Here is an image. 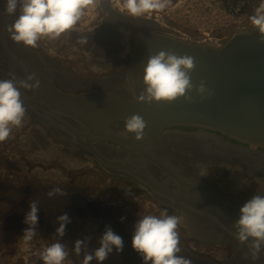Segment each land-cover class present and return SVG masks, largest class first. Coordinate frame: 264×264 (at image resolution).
<instances>
[{"label": "flooded vegetation", "instance_id": "obj_1", "mask_svg": "<svg viewBox=\"0 0 264 264\" xmlns=\"http://www.w3.org/2000/svg\"><path fill=\"white\" fill-rule=\"evenodd\" d=\"M5 3L6 0H0V79L19 81L32 75L33 80L28 82L39 81V84L32 89H20L26 108L23 126L14 127L10 137L0 143V210L5 205L6 211L18 204L29 207L31 200H35L40 209L47 211L49 224L55 225L56 217L68 211L58 196L49 198L47 192L60 187L67 197L78 199L74 191L68 193L69 187L73 186L99 199L88 200L89 204L102 203L104 212L114 213L121 225L119 235L125 241L132 239L134 225L139 218L147 214L159 215L166 209L169 215L181 218L179 246L188 249L189 254L218 264H250L251 250L243 253V247L234 245V242H239L236 237L231 236L233 242L226 238L220 242H209L199 235L204 232L203 236L209 235L203 225L207 219L212 222L213 212L219 213V203H215V198H220V192L240 202L248 201L255 194L264 195V179L258 180L261 175L247 176L245 182L230 178L229 170L210 166L201 150L187 148V153L178 155L187 157L185 169L177 170L187 175L198 171L204 177L177 181V192L171 191L170 183L162 184L164 189L158 190L156 180L135 176L144 169L141 153L136 148L138 143L129 142L125 146L109 139L111 135L118 134L112 118L121 109L115 103L129 99L122 88H128L136 97L128 75L138 53L137 37L142 34L138 30L127 33L120 27L123 25L121 21H113L116 25L112 35L100 30L110 18L108 9L113 7L120 11L121 5L116 0L109 3L96 0L95 6L85 10L73 30L56 40L42 38L33 48L11 39L8 25L14 22V17L6 13ZM146 17L157 19L164 28L153 31L156 34L200 43V35L195 28L172 17L166 8L146 14ZM219 32L213 34L219 36ZM81 37L87 38L86 44L78 43ZM205 43L216 45L211 40ZM116 46L127 48V53L122 52L113 58L111 54L117 53ZM115 122L121 127L126 120ZM175 129L200 130L185 126L167 130ZM119 136L125 139V135ZM244 146L261 150L252 145ZM163 158L169 163L171 155L164 152ZM78 201L75 200V204ZM191 204H194L192 208ZM206 204L212 205L213 209L210 211ZM198 211L205 214L201 216ZM192 212L196 214L192 215ZM208 214L211 216L205 217ZM94 234L98 235L97 232ZM42 236L49 245L56 242L57 237L53 233ZM60 239L69 253L65 264H70L71 260L82 264L83 255H76L73 251L77 240L73 232L67 230ZM91 247L89 244L87 251ZM44 249L34 247L22 256L19 264H32L35 260L43 262L40 254ZM260 259L264 260L261 255Z\"/></svg>", "mask_w": 264, "mask_h": 264}, {"label": "water", "instance_id": "obj_2", "mask_svg": "<svg viewBox=\"0 0 264 264\" xmlns=\"http://www.w3.org/2000/svg\"><path fill=\"white\" fill-rule=\"evenodd\" d=\"M104 1L109 3L110 0ZM108 11L110 18L102 25L101 31L111 32L112 35L116 25L113 21L123 22L120 27L127 33L136 30L142 31L141 36L137 37L139 41L138 53L134 57V65L128 75L136 96L145 88L143 67L150 54L166 50L173 51L177 55H190L194 58L196 65L191 72V82L194 88L188 93V96L191 97L190 100L182 97L172 102H139L134 99L135 97L128 88H122L123 92L129 95V99H121L115 103L116 107L119 106L121 109L112 118L118 134L111 135L109 139L125 146L129 142L138 143L136 148L141 153V165L144 169H141V174L135 176L156 180L158 190L164 189V186L161 188L162 184L170 183L171 191H179L176 190L177 181L204 177L198 171L187 175L177 170L185 169L187 157L178 155H181L182 152L187 153V148H189L193 151L201 150L210 166L229 170L230 178L245 182L247 176L261 175L258 176V180H263L264 44L258 42V33L250 22V16L245 20L224 26L219 36L213 34L215 31L206 34L203 30L195 28V31L200 35L198 38L200 43H192L154 33L153 31L164 30L157 19L146 16L133 18L113 7ZM212 39L217 40L216 45L205 43ZM125 44L126 47L129 46L127 40ZM116 48L117 53L111 54L113 58L128 51L122 46H116ZM201 82L205 84L206 89L210 90V95L208 92L203 95L196 92L195 86ZM133 114H138L149 122L146 135L137 140L134 133H128L123 139L119 135L125 132V125L119 127L115 120H126ZM174 126L197 127L200 130H167ZM244 145L256 146L261 150ZM164 152L171 155L169 163L163 158ZM237 172H239L238 175ZM70 191H74L78 199H71L66 195L58 196L60 201L65 203L64 207L67 208V214L71 219V223L66 225V231H72L77 239L90 236L89 244L92 249L89 252L98 247L99 238L106 226H110L119 235L121 225L115 219L114 213L104 212L105 205L102 203H88V200L99 199H95L93 194H86L73 186L69 187L68 193ZM215 199V203H219L220 211L218 214L212 213V216L215 215L212 222L209 219L204 222L203 226H206V233L209 235L203 236L204 232L199 237L209 242H220L224 238L233 242L231 236L235 237L234 233L236 232L234 223L239 218V210L246 201L234 200L231 197L223 196L221 192L220 198ZM75 200H79L78 203L75 204ZM193 205L191 204L190 208ZM206 206L210 211L213 209L210 204H206ZM6 207L7 205L0 210V246H3L0 248V264H19L20 259H23L22 256L29 250L34 247L46 248L49 246L47 239H43L42 234L53 233L56 235L55 229L59 227V223L50 225V221L47 220V211L40 209L36 235L29 243H25L22 236L24 229L28 227L24 223V218L29 207L18 204L13 205L7 211ZM183 207L188 208L184 204ZM198 213L201 216L205 214L199 211ZM195 214L192 212V215ZM207 216H211V214L205 217ZM95 232L98 235H95ZM131 241L132 239L123 240V250L117 252L113 249L109 254L113 257L108 256L102 264H144L141 255L132 248ZM249 243H251V238H249ZM234 245L243 247V253H248V249L251 250L246 243L234 242ZM180 248L179 255L191 259L192 264H218L211 259L189 254L188 249L184 247L180 246ZM261 252L260 255L264 258V248L261 249ZM80 255H83V251ZM69 263L81 264V262L73 260ZM249 263L264 264V260L251 258Z\"/></svg>", "mask_w": 264, "mask_h": 264}, {"label": "clouds", "instance_id": "obj_3", "mask_svg": "<svg viewBox=\"0 0 264 264\" xmlns=\"http://www.w3.org/2000/svg\"><path fill=\"white\" fill-rule=\"evenodd\" d=\"M121 5L120 11L133 18H142L152 12L163 11L172 0H116ZM96 0H6L5 11L14 17V22L8 25V31L14 42H22L28 47H37L42 38L56 40L65 32L73 30L84 15L85 10L95 6ZM241 5L235 7L240 11ZM19 8V13L17 10ZM250 22L257 31L258 42L264 44V0H260ZM78 43H87L86 37H81ZM195 60L190 55H177L173 51L160 50L150 54L143 67L144 90L134 99L139 102L153 101L172 102L179 98L190 100L188 93L194 88L191 82V72L195 69ZM27 80L0 79V143L6 141L13 128L23 126L26 114L21 88L32 89L39 81L29 83ZM197 93L203 95L210 90L201 82L195 86ZM149 122L142 116L133 114L126 118L125 132L134 133L137 140L146 135ZM203 174V173H202ZM66 192L60 187H54L47 192L49 198L64 196ZM147 207V205H146ZM40 211L38 202L31 200L29 210L25 214L24 223L28 225L23 231V240L29 243L36 235ZM124 218L121 217V220ZM59 227L55 229L56 242L47 246L40 254L44 264H65L69 256L65 245L60 242L66 232V225L71 223L65 212L56 217ZM181 218L169 215L167 210H161L159 215L147 214L139 218L134 225L132 248L141 255L144 264H192L191 259L179 255L180 237L178 227ZM235 237L240 243H246L251 248V258L259 259L264 248V195L255 194L246 201L239 210V218L235 221ZM251 238V243H249ZM90 236L77 239L74 242L76 255L83 249L82 264H102L113 249L123 250V238L116 234L110 226H106L99 238L98 247L87 251Z\"/></svg>", "mask_w": 264, "mask_h": 264}, {"label": "rangeland", "instance_id": "obj_4", "mask_svg": "<svg viewBox=\"0 0 264 264\" xmlns=\"http://www.w3.org/2000/svg\"><path fill=\"white\" fill-rule=\"evenodd\" d=\"M227 2L228 0H172L166 9L172 17L189 27L203 30L206 34L213 31L221 33L224 26L242 21L233 20L226 14ZM259 3L260 0H257L253 13ZM211 42L216 44L217 40L212 39ZM32 264L44 263L41 260L38 262L35 260Z\"/></svg>", "mask_w": 264, "mask_h": 264}, {"label": "built area", "instance_id": "obj_5", "mask_svg": "<svg viewBox=\"0 0 264 264\" xmlns=\"http://www.w3.org/2000/svg\"><path fill=\"white\" fill-rule=\"evenodd\" d=\"M256 3L257 0H228L226 14L233 20H245L252 15ZM238 4L241 5L240 11L235 12Z\"/></svg>", "mask_w": 264, "mask_h": 264}]
</instances>
